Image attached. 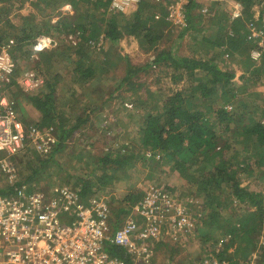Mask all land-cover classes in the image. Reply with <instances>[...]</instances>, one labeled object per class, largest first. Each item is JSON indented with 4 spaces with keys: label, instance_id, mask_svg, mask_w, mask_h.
Returning <instances> with one entry per match:
<instances>
[{
    "label": "trees",
    "instance_id": "16d2710c",
    "mask_svg": "<svg viewBox=\"0 0 264 264\" xmlns=\"http://www.w3.org/2000/svg\"><path fill=\"white\" fill-rule=\"evenodd\" d=\"M51 1L53 6H58L64 0ZM67 1L72 9L76 8L77 16L69 18L63 15L55 21L43 20V25L35 21L29 23L32 19L27 18L26 21L24 17L23 23L15 26L6 17L11 5L0 6V22L3 21L1 22L3 25L0 26V42L12 38L14 40L12 51L32 44L34 38L39 35L50 36L56 43L47 49V52H42L43 50L37 52L40 59L36 61V66L41 69L49 68L53 64V56L67 54L68 56L65 55L64 59H70L73 62L72 81L89 83L92 91L98 89L102 92L105 84L111 85L108 84L110 80H116L114 86L118 85L119 88L124 84L130 88L141 86L142 83L137 81V73L143 70V67L133 65L126 55L112 51L121 38L132 36L144 50L153 51V58L145 68L168 61L169 63L165 66H170L177 71L179 80L182 77L187 78L186 84L166 93L155 94L148 90V100L142 101L148 108L144 111L145 114L137 130L138 143L126 144L125 147L117 150L108 149L98 156L97 160L101 168L98 174L95 173L90 179L82 180L79 187L82 198L86 199L88 196L97 194L99 187L105 189L110 186L119 168L126 172L127 168L135 164L139 156L145 161L147 158L142 155L141 150H150L148 159L154 165L157 166L164 161L172 164L173 170L188 183L189 188H192L193 192L189 196L196 201L200 199L198 200L206 213L198 218L195 228L197 227L196 230L200 235L203 234L199 236L202 241L210 238L207 231L211 229L214 231L225 227L224 230L231 235L216 257H212L225 260L228 264L230 262L226 257H234L242 253L244 258L245 255H249L248 259H250L252 252L257 248L259 241L257 237L264 231V200L260 193L243 185L240 175L241 173L258 175L259 171L264 173V97L256 95L258 98L255 97L253 100L252 92H245V90L248 82L255 84L257 81L259 83L260 80H264V48L259 62L254 63L249 54L253 44L247 39L252 40L248 36L250 24L262 29L264 33V0H237L241 4L242 15L233 20L232 28L227 27L232 34L222 27L224 28L222 35L209 45L211 48L218 46L220 49L219 53L212 58L182 57L177 55L171 46L157 49L168 34L165 33L166 27L169 26L171 31L176 28L164 17L167 0H141L136 8L126 13L112 11L111 0ZM201 4V0H188L187 25L180 29L179 36L190 29H196L193 20L199 15H204L200 11ZM255 6L259 8V11L254 17ZM41 11H43L42 8ZM156 12L162 15L158 19L154 17ZM3 16L5 18H2ZM212 23H214L213 20ZM70 34L77 35L76 42L68 41L67 46L61 49L58 46L59 37ZM63 37L60 38V44L61 39L65 41ZM104 41H107V48H104ZM98 42H101L100 47L97 46ZM204 42L210 43L206 37ZM95 51L103 55L101 63L93 58L92 53ZM236 53L241 54L240 58ZM73 54L74 57L70 56ZM222 55H227L225 58L234 56L236 61H242L244 70L238 77L239 81H234L236 76L234 70L223 68L224 66L216 61V58L221 59ZM121 59L126 64L125 74L117 79L111 69H114L113 67ZM246 73H248L247 76ZM14 76L11 78L13 84ZM173 78H177V75L174 74ZM58 79L55 74L51 78L52 81L44 84L47 87L46 91L33 94L28 99L40 115L39 120L33 124L40 128L54 126L58 137L56 145L49 154L37 157L36 162H39V167L33 168L31 173L23 178L24 180H20L29 186L31 181L39 175L40 169L57 164L55 155L66 146L74 131L80 128L79 123L84 121L79 115H75L73 123L66 121L67 116L63 110V105L66 103H58L60 97L55 87ZM6 85L9 86L10 83ZM118 86L111 88L109 94H113ZM68 88L75 93L74 88L68 85L58 90L67 93L70 91ZM133 91L135 92V88ZM121 98L125 99L122 96ZM226 104L231 108L228 109ZM257 114L261 118L254 116ZM84 117L87 120L88 114ZM230 122L236 125L231 127L228 125ZM140 197L139 191L128 192L117 209L113 208L112 202H109L117 222L122 214L126 215L129 212L131 204ZM124 204H126L125 207ZM186 204L193 209L190 202L186 201ZM234 204L244 205L242 215L226 223L221 210L226 208L233 213ZM251 206L255 210L249 211ZM117 222L114 228L118 226ZM233 243L236 244L235 250L227 252ZM107 250L111 255L124 259L128 264L131 263L128 255L117 245L108 243ZM259 253L255 261L262 264L264 263V243Z\"/></svg>",
    "mask_w": 264,
    "mask_h": 264
},
{
    "label": "rangeland",
    "instance_id": "374dc122",
    "mask_svg": "<svg viewBox=\"0 0 264 264\" xmlns=\"http://www.w3.org/2000/svg\"><path fill=\"white\" fill-rule=\"evenodd\" d=\"M201 2V7L203 5L208 6L209 12L207 13L208 15H199L198 18L193 20L196 29H190L179 36L180 27L173 28L172 31L169 26L166 27L165 33L168 34L163 38L157 49H164L171 46L177 55L192 58H212L219 53L220 49L218 46L211 48L209 45L222 35L224 32V28L222 27H225V31L227 29L229 32V28H232L234 24L228 14V2L227 0H201ZM11 3V8L6 17L19 25L23 23L24 17H26V21L27 18L32 19L29 23H34L35 21L43 25V20L46 21L50 19L55 21L58 17L63 15L69 18L77 16L76 8L73 7L74 9L71 10L72 12L66 11L64 14L60 6L61 4L53 6V1L51 0H11ZM18 6H21V10L18 9ZM41 8L43 11H41ZM254 10H256L255 17L258 14L259 8L255 6ZM114 12L118 13L116 11ZM212 20L214 23H212ZM1 22L3 21L1 20ZM1 22L0 24L3 25ZM251 27L255 28V33L258 32L259 40L261 38L264 40L262 29L259 31L260 29H258V27L250 24V28ZM68 36L77 35L70 34L64 37L61 35L58 45L61 49H63L65 45L67 46L68 41L72 42L68 39ZM62 37L65 38V41L61 39L62 42L60 44V38ZM205 37L208 38L210 43L207 44V42H204ZM50 38L53 39L52 37ZM247 41H251L253 44L251 49L256 47V40L247 39ZM34 42L11 51V56L16 65V74L13 79L14 84L11 79L9 82L10 85L7 86L8 89L6 90V94L13 97L16 101V110L20 119L27 125L33 124L39 120L40 115L29 103V96L46 91L47 87H45L44 84H47L48 81H52V76L56 74L59 78L55 85V87H57V95L60 97L58 103H66L63 105V110L67 116L66 121L73 123L75 115H79L84 121L79 123L80 128L74 131L68 139L66 146L55 155L57 164H51L43 170L40 169L39 175L34 178V181H31L30 186L28 185L29 189L32 191L42 190L45 192H53L62 186H68L79 191L83 179H90L95 173H99L101 165L98 163V156L104 154L108 149L117 150L120 147H125L126 144L133 145L138 143L137 130L145 114L144 111L148 108L142 101L148 100V90L155 94L159 92L166 93L171 89L180 88L187 83V78L182 77L181 80H179L178 72L173 70L170 66H165L166 63H169L168 61L165 63L161 62V65H152L145 68L147 63L153 58V51L144 50L134 37L124 36L118 41L116 46L113 47L112 51L118 52L121 55H126L133 65L143 67V70L137 73V81L142 83L141 86L139 88L134 87V92V88H130L125 84L119 88L118 85L114 86L116 80H110L108 84L111 85L106 86L107 84L104 83L105 85L102 92L98 89L92 91V86L89 83L84 84L83 82L78 83L72 81V77L74 76V73L71 72L73 62L70 61V59H64L65 55L68 56L67 54L53 56V64H51L49 68L41 69L36 66V61L38 58L40 59V56L37 52L34 53L32 51ZM103 44H105L104 48L108 47L107 41H104ZM46 50L47 49L42 52ZM66 52L69 53L68 51ZM236 54L241 56L239 53ZM249 54L251 57V50ZM70 56L74 57L75 55L73 54ZM92 56L101 63L102 54L95 51L92 53ZM240 56L238 58H240ZM235 59L234 56L225 58V55H222L221 59L218 57L216 61L219 65L224 66L223 68L227 67L234 70L236 73L234 81H239L238 77L243 73L244 65L242 61L239 62ZM252 61H254V63L259 62L253 60V58ZM125 66L124 60L122 61L121 59L118 64L113 67L114 69H111L113 75L115 74L117 79L124 76ZM27 72H33L40 83L34 87H24L20 82ZM174 74L177 75L175 79L173 78ZM247 75L248 73H246V76ZM66 85L73 87L75 93H73L70 88L68 89L71 92L68 91L67 93H62L58 90L60 88H65ZM117 86L118 88H116L114 92L112 91L113 94H109V91ZM245 92H252L253 100L256 95H259L258 97H264V80H260L259 83L257 81L255 84L248 82ZM117 94H119V96ZM121 96L125 97V99H122ZM140 98L142 99L140 100ZM109 100L110 102L105 103V101ZM227 105L228 104H226V106ZM227 108L230 109L231 106L228 105ZM87 114L88 119L86 120L84 116ZM254 116L261 118L259 114ZM224 125L223 123V126ZM228 125L232 127L236 125V123L230 122ZM50 127H52L56 133L55 127ZM136 147L135 150L137 149ZM141 152L143 153L142 155L147 158L145 161L139 156L135 164L127 168L126 172L118 167L119 171L115 180L112 181V184L105 189L101 187L97 188V194H104L109 202H112L113 208L117 209L120 201L122 203V198L128 192L140 191L144 194L145 190L150 187L163 185L168 188L169 191L173 193L176 192V194L178 193L185 201L193 205L192 210L196 222L200 216H204L206 211L203 210V206L199 201L200 199L198 198L199 200L197 199L196 201L192 196H189V194L193 192L192 188H189L188 183L180 177L179 173L173 170L172 164L164 161L156 166V164L154 165V163L148 159L150 150L142 149ZM41 155L42 154H39L30 146L26 147V149L19 154L16 165L20 180H24L23 178L30 174L33 168L39 167V162L36 161L37 157ZM240 178L244 186L254 192L260 193L264 200V173L261 171L258 172V175L255 173H241ZM0 185L3 186L4 181H0ZM100 189H103V191H99ZM125 205L126 204L123 206L125 207ZM234 206H232L235 209L233 213L226 208L221 210L226 223L232 222L242 215L244 205L234 204ZM253 210H255L253 206L249 207V211ZM124 218L122 214L119 221L121 222ZM115 220L112 219L111 221L112 229H114ZM196 228L190 235H173L176 239H173L171 235H167L160 244L158 242V245L155 243L151 246V256L147 263L143 261L138 263L201 264L203 260L209 257H216L227 240L231 238V235L224 230V227L222 229H215L214 231L213 229L207 231L210 238L202 241L200 237L203 234L200 235ZM257 238L259 239L257 248L252 252L250 259H248L249 255H245L244 258L242 256L243 253L242 255H236L234 257H226L230 264H258V261L255 260L260 254L261 245L264 243V231H262ZM235 245L234 243L230 245L227 252H233L235 250Z\"/></svg>",
    "mask_w": 264,
    "mask_h": 264
},
{
    "label": "built area",
    "instance_id": "2783aa9c",
    "mask_svg": "<svg viewBox=\"0 0 264 264\" xmlns=\"http://www.w3.org/2000/svg\"><path fill=\"white\" fill-rule=\"evenodd\" d=\"M140 1L111 0L110 9L126 13ZM227 2L230 18H240V2ZM187 3L188 0H167L165 19L176 27H185ZM62 9L71 11L72 6L66 2ZM200 11L207 15L209 8L203 5ZM154 17L158 19L161 15L156 13ZM254 29L249 25L248 36L257 44L251 49V57L259 61L264 40H259ZM229 34H232L230 30ZM68 39L76 42L75 36H68ZM55 43L54 39L39 35L32 51L48 49ZM13 44L14 40L9 39L0 45L2 85L8 84L16 72L11 56ZM20 83L30 88L40 82L33 72H27ZM57 138L52 127L25 124L18 115L14 99L5 91L0 95V181H4V185H0V264H128L108 252V243L122 248L130 258V264L147 263L153 244L162 242L167 235L176 239L173 235L193 232L197 222L192 208L178 193L163 185L145 190L115 229L111 226L109 200L104 194L83 199L77 189L68 186L53 192L30 190L19 179L17 157L28 146L47 155L56 145ZM201 264L228 263L209 257Z\"/></svg>",
    "mask_w": 264,
    "mask_h": 264
},
{
    "label": "crops",
    "instance_id": "0c3cea01",
    "mask_svg": "<svg viewBox=\"0 0 264 264\" xmlns=\"http://www.w3.org/2000/svg\"><path fill=\"white\" fill-rule=\"evenodd\" d=\"M13 1H14V0H13ZM16 1H22V0H16ZM156 1H157V0H156ZM66 2H68V1H67V0H64L63 3H62L60 6L63 7V6H64V3H66ZM5 5H12L11 0H9L8 2H2V1L0 0V6L2 7V6H5ZM136 7H137V6H136ZM136 7H135V8H136ZM20 8H21V6H18V9H19V10H21ZM18 9H17V10H18ZM62 10H63V9H62ZM72 10H73V9H72ZM15 11H16V10H15ZM63 12H64V14H65V13H66V10H63ZM68 12H72V11H68ZM14 13H15V12H14ZM164 14H165V13H164ZM3 18H5V16H3ZM13 23L15 24V26H18V25H19V24H17L16 22H13ZM0 26H2V25L0 24ZM26 30H27V29H26ZM36 38H37V37H35L34 40H36ZM5 42H6V41H4V43H5ZM33 42H34V41H33ZM2 44H3V42H0V45H2ZM7 86H8V85H6V84H5V85L0 84V88H1V89H0V95L3 94L4 91L6 92V90H7ZM139 192H140V191H139ZM140 193H141V197H142V196H143V192H140ZM141 197H140V198H141ZM111 215H112V219L115 220V219H116V215L113 214L112 212H111ZM125 216H126V215H124V217H125ZM121 222H122V221H121ZM121 222H120V221L117 222L118 226H119V224H120ZM114 223H116V220L114 221ZM118 226H117V227H118ZM117 227H116V228H117ZM114 229H115V228H114ZM160 243H161V242H159V244H160ZM157 244H158V243H157Z\"/></svg>",
    "mask_w": 264,
    "mask_h": 264
}]
</instances>
